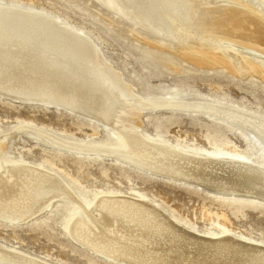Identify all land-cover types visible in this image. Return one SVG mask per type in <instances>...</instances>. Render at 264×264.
Returning a JSON list of instances; mask_svg holds the SVG:
<instances>
[{
	"label": "bare ground",
	"instance_id": "6f19581e",
	"mask_svg": "<svg viewBox=\"0 0 264 264\" xmlns=\"http://www.w3.org/2000/svg\"><path fill=\"white\" fill-rule=\"evenodd\" d=\"M98 1L172 39L193 64L264 82V0ZM0 4L7 5L0 7V96L53 104L108 130L99 139L78 138L27 121L0 130L1 221L26 222L55 199H70L80 208L66 227L70 235L120 263L264 264L263 241L227 230H195L143 195L100 192L85 203L43 163L5 159L9 135L26 132L40 144L79 155L114 156L147 173L211 193L264 201V165L236 153L189 150L142 131L145 114L186 111L238 127L264 148V118L178 90L159 97L142 95L85 32L38 9ZM136 36L159 44L140 32ZM0 264L54 263L0 242Z\"/></svg>",
	"mask_w": 264,
	"mask_h": 264
},
{
	"label": "rangeland",
	"instance_id": "374dc122",
	"mask_svg": "<svg viewBox=\"0 0 264 264\" xmlns=\"http://www.w3.org/2000/svg\"><path fill=\"white\" fill-rule=\"evenodd\" d=\"M0 2L44 11L85 32L142 95L159 97L178 90L264 118V82L261 79L236 77L223 68L193 64L175 41L156 34L141 23L135 24L138 20H128L98 0ZM137 32L155 38L159 44L137 39ZM31 102L0 96V130H7L18 121H27L78 138L99 139L108 132L101 123L65 108ZM143 122L142 131L151 137L189 150L236 153L264 165V148L248 132L218 118L167 110L145 114ZM114 138L118 139L116 135ZM64 150L37 143L22 132L9 135L3 156L43 163L57 172L85 203L100 192L116 190L143 195L195 230L208 233L227 230L264 242L262 200L211 193L193 184L147 173L114 156L79 155ZM77 208L80 211L73 200L55 199L45 212L26 222L13 223L0 218V242L54 264H123L90 250L70 235L66 227Z\"/></svg>",
	"mask_w": 264,
	"mask_h": 264
},
{
	"label": "snow or ice",
	"instance_id": "6c2138e0",
	"mask_svg": "<svg viewBox=\"0 0 264 264\" xmlns=\"http://www.w3.org/2000/svg\"><path fill=\"white\" fill-rule=\"evenodd\" d=\"M7 5H4V4H0V7H6Z\"/></svg>",
	"mask_w": 264,
	"mask_h": 264
}]
</instances>
